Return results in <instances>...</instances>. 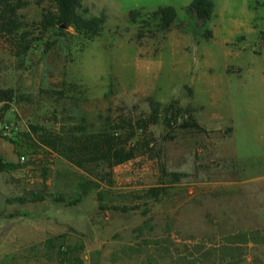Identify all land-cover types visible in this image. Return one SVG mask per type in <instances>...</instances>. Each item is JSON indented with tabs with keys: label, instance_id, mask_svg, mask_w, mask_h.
<instances>
[{
	"label": "rangeland",
	"instance_id": "374dc122",
	"mask_svg": "<svg viewBox=\"0 0 264 264\" xmlns=\"http://www.w3.org/2000/svg\"><path fill=\"white\" fill-rule=\"evenodd\" d=\"M191 1L84 0L99 35L0 51V264H264V0H211L205 27ZM157 6L179 20L137 38L129 11ZM151 100L206 132L162 114L147 147L89 173L37 138L96 133Z\"/></svg>",
	"mask_w": 264,
	"mask_h": 264
},
{
	"label": "trees",
	"instance_id": "16d2710c",
	"mask_svg": "<svg viewBox=\"0 0 264 264\" xmlns=\"http://www.w3.org/2000/svg\"><path fill=\"white\" fill-rule=\"evenodd\" d=\"M83 1L0 0V51L22 58L41 44L45 46V51L49 50L56 39L45 41L48 31L55 37H64L68 29L85 38L99 35L102 18L87 16V11L81 6ZM33 8L38 11L31 18L29 10ZM187 8L202 27L211 20V0H192ZM128 15L130 21L138 24L137 38L144 37L146 33L165 34L179 20L172 6H157L148 16L132 9ZM211 36L210 30L205 29L203 38L209 39ZM12 100L11 93L0 91V102ZM149 105L151 111L148 114L138 118L119 115L96 133L71 136L69 139L58 134L42 133L37 138L43 146L58 152L71 164L89 173L90 168L101 165L104 169L112 170L132 159L140 146L147 147L152 136L150 128L159 122L162 114L165 126L170 130L178 128L199 134L206 132L194 119L192 108L168 105L161 109V105L153 100ZM5 167L0 159V169Z\"/></svg>",
	"mask_w": 264,
	"mask_h": 264
}]
</instances>
